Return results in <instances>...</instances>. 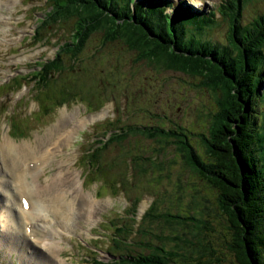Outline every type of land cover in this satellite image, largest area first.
<instances>
[{
    "label": "rangeland",
    "instance_id": "obj_1",
    "mask_svg": "<svg viewBox=\"0 0 264 264\" xmlns=\"http://www.w3.org/2000/svg\"><path fill=\"white\" fill-rule=\"evenodd\" d=\"M45 1L0 0V19L3 18L0 21V84L15 72L30 71L36 59H50L58 51L55 43L70 38L74 18L60 27H50V34L42 33L39 38L44 40L40 42L30 37L36 18L47 9ZM166 1L175 6H185L188 13L209 12V16L202 15L198 19L212 17L213 23L203 25L200 30H188V35L198 34L194 38V47L209 41V44H204L209 49L216 48L220 53L225 46L227 55L234 54L229 48L227 19L223 20L219 9L216 10L224 0ZM165 12L172 15L173 9L167 7ZM262 14L264 0H251L241 10V23ZM102 36L101 32L92 33L84 43L83 60L75 65L71 73L65 71L62 79L52 84L53 90L60 88L61 91L50 100L41 101L39 98L43 90L38 93L28 90L30 85L26 92L24 88L9 92V86L0 87V148L8 145L2 143L4 140L14 144H35L36 141L44 145L52 136L70 126L74 119L82 116L91 118L72 135L70 143L57 159L68 164L66 168L72 173L70 176H76L75 183L77 181L80 191L99 200L98 211L91 218L80 219L75 227L68 225L61 229L59 235L50 236L49 240L55 243L57 250L60 249L58 256H54L53 264H59V258L66 264H91L85 254L92 256V253L82 243L109 251L111 258L106 252L98 251L99 257L106 260L104 264H111V261L126 254L136 258L158 245L181 256L175 258L179 262L176 264H236L228 250L231 231L227 228L226 216L218 209L216 191L192 173L177 145L170 142L172 138L164 142V137H156L146 131L150 126H162L165 131L176 130L177 134L180 132V138L186 137L201 154H205L207 150L203 148L200 137L210 138L212 114L218 108L215 97L220 96L212 83L215 73L188 72L169 68L157 61L150 63L139 59L135 52L128 51L120 41L102 43ZM209 49H204L205 58L210 57ZM259 61L258 83H254L259 98L252 113L258 117L256 126L261 123L264 114V54L259 55ZM215 62L219 64L220 61L216 59ZM68 63L71 64L70 61ZM61 92L64 94L60 95ZM63 115L65 120L62 119L64 121L58 125V119ZM111 119H114V126L123 128L132 124L130 126L140 128H131L132 131L120 140L106 145L99 153V158L102 155L98 159L100 162L94 165L93 158L92 167H88V148L108 129L107 122ZM144 127L148 128L143 130ZM50 129L53 132L48 135ZM262 136L258 138L256 148L259 166L263 165L264 172ZM96 145L101 143L96 141ZM29 158V154L21 157L19 164ZM58 164L53 161L35 173L34 183L44 182L58 173L55 171H61ZM7 175L9 179L13 178L12 174ZM2 198L0 264H30L29 256L34 252L36 256H45L48 251L31 244L32 240H25L20 233L14 245L15 241L4 233L7 229L4 220L9 210L6 211L3 205L10 204L4 194ZM8 200H12L11 195ZM146 204H149L147 213L143 220L137 222ZM136 208H139L138 214L131 217L130 213ZM11 212L9 214L17 218V209ZM151 213L159 215V218L150 221ZM167 214L178 215L181 219L166 218ZM185 216L194 220H184ZM90 230L97 234L90 233ZM50 256L48 253L47 258Z\"/></svg>",
    "mask_w": 264,
    "mask_h": 264
},
{
    "label": "trees",
    "instance_id": "obj_2",
    "mask_svg": "<svg viewBox=\"0 0 264 264\" xmlns=\"http://www.w3.org/2000/svg\"><path fill=\"white\" fill-rule=\"evenodd\" d=\"M249 1L224 0L216 7L223 20L228 22L229 48L234 54L227 55L225 46L220 53L216 48L206 47L204 44L209 41L194 47V38L198 34L188 35L189 29L200 30L203 25L213 23L212 17L198 19L209 12L188 13L185 6H175L166 0H51L53 7L42 21L41 28L46 33L55 24L74 18L72 40L60 47L54 59L42 62L30 77L37 90L44 89L40 93L41 101L55 97L61 90H53L52 84L61 80L65 71L71 73L74 70V61L81 60L79 56L85 49L84 43L96 32L102 33V43L120 41L128 51L150 63L157 61L169 68L188 72H214L212 83L220 96L215 97L218 108L212 114L210 138L200 137L207 150L205 154H201L186 137L180 138V132L177 134L176 130L165 131L162 126L144 127L143 130L164 137V142L172 138L170 142L177 145L192 173L216 191L218 209L226 216L227 228L231 231L228 250L236 264H264V172L263 165L259 166L256 148L258 138L264 134V114L261 126H256L258 117L252 115L259 98L254 83H258L259 55L264 54V14L241 23V10ZM167 7L173 9V15L165 12ZM204 49L210 50L209 58L203 55ZM68 61L72 63L69 65ZM22 81L23 78L15 80L9 88L15 89ZM42 107L47 109L45 105ZM131 128L140 127L126 125L125 129H117L107 142L91 151L88 165L91 166L93 158L94 165H97L102 157H98L99 153L105 145L120 140L132 131ZM104 172L103 168L102 174ZM158 216L151 213L149 219L153 221ZM170 217L181 219L178 215L167 214L166 218ZM183 219L194 220L187 216ZM176 257L181 256L158 245L136 258L121 255L111 264H176L179 263ZM90 263L104 264L95 260Z\"/></svg>",
    "mask_w": 264,
    "mask_h": 264
},
{
    "label": "bare ground",
    "instance_id": "obj_3",
    "mask_svg": "<svg viewBox=\"0 0 264 264\" xmlns=\"http://www.w3.org/2000/svg\"><path fill=\"white\" fill-rule=\"evenodd\" d=\"M65 117L66 116L64 115L59 117L58 125H61L59 123L64 121ZM75 121H77V119ZM67 124H65V126ZM72 129L73 132L64 145H68L70 143L71 136L74 135L79 128L73 125ZM62 131L60 133H64L67 130ZM52 132L53 129H50L47 134L51 135ZM60 133L55 137L52 136V138L48 140L49 142L44 145H40V143L36 141L35 144L27 142L14 144L9 140H4L2 143H7L8 145L5 148H0V199L4 201L2 198V195L4 194L6 201L10 204L9 206L3 205L7 208L6 211L9 210V213L12 214L11 211L13 209H17L18 212L17 218L16 216L12 217L9 213L7 214V217H5L4 220V224L6 223L7 229L4 233L15 241L13 245L16 241H18L19 238L17 239V237L19 233L29 242L31 241L27 236L30 237L34 235V243L48 251L45 253V256H36L34 254L35 252L31 253L29 256L30 264H53L55 262L53 254L57 257L60 249L57 250L55 243L49 240L51 239L50 236L59 235L61 233V229L67 227L68 225L75 227L76 223L84 217H91L94 213H96L97 203H99V200L92 199L90 196L85 195L87 193L80 191L77 181L75 183L76 176H70L72 173H70L68 168L63 169V166L66 165V163L57 159L58 155L63 152V149L61 151H55L51 156L47 154V148L51 145L50 143L57 138ZM28 154L31 158L26 159L21 162L22 164H19L20 158L26 157ZM36 158L44 159L40 166H35L31 170H24L20 176H17L16 172L20 168H23L25 163L32 162ZM53 161L59 163L58 165L61 171H55L54 173H58L44 180V182H46L45 184L40 181H38L37 184L34 183V174L38 173V171L43 169L48 164L50 165ZM7 173L12 174L13 178L9 179ZM16 181L20 183L19 187L23 188V193L29 201L27 210L24 209L21 202L18 201L19 194ZM12 183L14 187H12ZM10 195L12 200L9 201L8 199ZM90 198L91 200H89ZM84 206L85 208L83 209ZM24 217H27L28 222H26ZM50 219H56L58 221L50 223ZM28 224L30 225V229L27 230ZM46 224L51 226H47V229ZM53 247L56 250H54ZM48 253L51 255V259L47 258ZM58 263L66 264L62 258L58 259Z\"/></svg>",
    "mask_w": 264,
    "mask_h": 264
}]
</instances>
